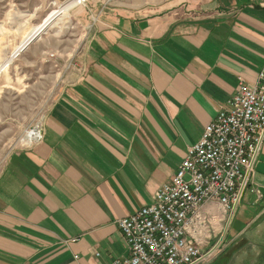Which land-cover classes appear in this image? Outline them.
<instances>
[{
    "label": "crops",
    "instance_id": "obj_1",
    "mask_svg": "<svg viewBox=\"0 0 264 264\" xmlns=\"http://www.w3.org/2000/svg\"><path fill=\"white\" fill-rule=\"evenodd\" d=\"M58 1L68 15L82 0ZM89 16L43 141L0 172V264L126 257L118 220L154 201L240 80L258 83L264 66V0L113 2ZM227 214L204 208L201 247L216 250L203 264H264V141Z\"/></svg>",
    "mask_w": 264,
    "mask_h": 264
},
{
    "label": "built area",
    "instance_id": "obj_2",
    "mask_svg": "<svg viewBox=\"0 0 264 264\" xmlns=\"http://www.w3.org/2000/svg\"><path fill=\"white\" fill-rule=\"evenodd\" d=\"M29 134L28 147L43 141L41 126ZM263 141L264 66L258 83L240 80L235 94L205 127L200 140L188 148L177 172L156 192L154 201L118 220L128 255L110 264L208 262L215 249L204 252L201 247L199 235L207 227L204 208L216 203L224 212L236 210Z\"/></svg>",
    "mask_w": 264,
    "mask_h": 264
},
{
    "label": "rangeland",
    "instance_id": "obj_3",
    "mask_svg": "<svg viewBox=\"0 0 264 264\" xmlns=\"http://www.w3.org/2000/svg\"><path fill=\"white\" fill-rule=\"evenodd\" d=\"M162 1L86 0L67 15L58 0H0V172L13 152L33 147L27 134L38 125L43 129L66 62L85 34L87 23L80 19L89 24L94 5Z\"/></svg>",
    "mask_w": 264,
    "mask_h": 264
},
{
    "label": "water",
    "instance_id": "obj_4",
    "mask_svg": "<svg viewBox=\"0 0 264 264\" xmlns=\"http://www.w3.org/2000/svg\"><path fill=\"white\" fill-rule=\"evenodd\" d=\"M34 41V39L33 40H31L23 49H25L30 43H32ZM234 212H235V209L233 210V212L231 213V215H230V220H229V223H230V221H231V218H232V216H233V214H234ZM229 223H228V225H229ZM228 228V227H227ZM216 250V249H215Z\"/></svg>",
    "mask_w": 264,
    "mask_h": 264
},
{
    "label": "bare ground",
    "instance_id": "obj_5",
    "mask_svg": "<svg viewBox=\"0 0 264 264\" xmlns=\"http://www.w3.org/2000/svg\"><path fill=\"white\" fill-rule=\"evenodd\" d=\"M83 1H86V0H82L81 2ZM29 138H30V134H27V139L29 140Z\"/></svg>",
    "mask_w": 264,
    "mask_h": 264
}]
</instances>
